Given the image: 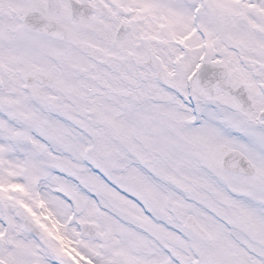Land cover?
Returning <instances> with one entry per match:
<instances>
[{
  "label": "snow or ice",
  "instance_id": "obj_1",
  "mask_svg": "<svg viewBox=\"0 0 264 264\" xmlns=\"http://www.w3.org/2000/svg\"><path fill=\"white\" fill-rule=\"evenodd\" d=\"M0 264H264V0H0Z\"/></svg>",
  "mask_w": 264,
  "mask_h": 264
}]
</instances>
